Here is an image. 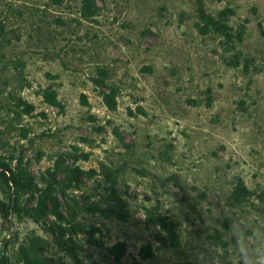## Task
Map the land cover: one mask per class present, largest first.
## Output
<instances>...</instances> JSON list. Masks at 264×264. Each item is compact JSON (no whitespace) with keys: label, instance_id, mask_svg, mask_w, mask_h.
<instances>
[{"label":"rangeland","instance_id":"374dc122","mask_svg":"<svg viewBox=\"0 0 264 264\" xmlns=\"http://www.w3.org/2000/svg\"><path fill=\"white\" fill-rule=\"evenodd\" d=\"M84 2L0 0V264H264V0Z\"/></svg>","mask_w":264,"mask_h":264},{"label":"trees","instance_id":"16d2710c","mask_svg":"<svg viewBox=\"0 0 264 264\" xmlns=\"http://www.w3.org/2000/svg\"><path fill=\"white\" fill-rule=\"evenodd\" d=\"M90 0H85L84 2V14L86 16H89L90 14ZM201 18L205 21V23L207 24H211L213 27H215L216 29H220V27L217 26V24L215 22H213L211 19L209 18H205L204 14H202ZM108 97V96H107ZM105 175L109 178V180L111 182H114L115 181V172H110V171H106L105 172ZM11 178V177H10ZM234 196L237 200H244L248 195H249V192L247 191V189L243 186L242 183H238L235 188H234ZM118 211H123V201L122 200H119L118 201ZM2 260L4 262V264H6L7 262V258L6 256H2Z\"/></svg>","mask_w":264,"mask_h":264}]
</instances>
